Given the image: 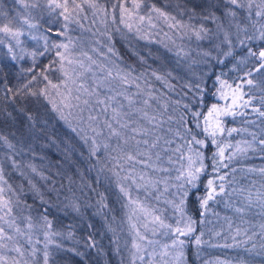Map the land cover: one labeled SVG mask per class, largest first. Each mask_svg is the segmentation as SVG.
I'll return each mask as SVG.
<instances>
[{"label":"trees","instance_id":"16d2710c","mask_svg":"<svg viewBox=\"0 0 264 264\" xmlns=\"http://www.w3.org/2000/svg\"><path fill=\"white\" fill-rule=\"evenodd\" d=\"M3 1L7 3L9 0ZM91 1V4L96 5L93 9L101 19L102 14L108 16L109 11L114 7L116 11H119L122 2V0ZM86 2L85 0L75 2L80 5L79 12L82 18L88 16V10L85 9ZM129 2L131 0H128L127 4ZM140 2L143 7L151 4L159 8L164 7L165 10L172 7L176 13H182L181 10H183L184 14L192 13L191 16L194 10L196 15L202 16L213 0H140ZM256 2L259 3L260 0ZM9 5L11 6L12 2ZM67 16H72L74 19L78 15L68 13ZM252 22H255V29H258L264 22V17L252 16L251 20L243 21L242 27L247 26L249 34L255 31ZM106 24L109 28V23L106 22ZM39 25L42 26L43 33H46L45 36H48L50 41L63 42L60 38L57 39L53 32L48 31L49 28L54 29L56 25L43 26L42 21ZM109 31L112 30L109 28L107 32ZM236 33V28H231L229 34L233 45H236ZM105 35H101L102 39L97 36L93 43L100 45L102 41V46L105 39L109 43L108 34L105 33ZM239 35L243 38L244 33L241 31ZM79 44L84 45L83 42ZM111 47L119 55L118 61L112 60V67L107 65L108 62L104 58L98 57L97 49L94 48L90 52H92L91 60L96 63V66L89 67L87 64H92L91 60L88 59L87 64L82 62L80 60L82 53L79 54L75 48H71V55H80V58H76L77 60H71L76 63L75 65L71 63L67 65L66 62L62 63L58 60L56 49L49 50L42 57L38 56L36 63L33 64L32 58L27 54L24 60L14 62L10 59L7 50L2 49L0 45V137L7 139V143L0 139V167L10 186L20 190L19 207H24L27 215L31 216L33 225L29 230L22 226L23 230L17 233L0 221V225H3L5 231L12 236L11 240L3 239L1 254L6 260L4 259L5 261L0 264H16V262L25 264L28 261L29 264H42L46 243L45 233H59V235L49 236L51 243L48 245V264H122L120 256H114L115 250L113 253L110 249L114 243L117 245L124 238L125 226L120 231L121 226L115 222L121 213L120 207H137L138 205L129 204L128 199L119 191V184L127 187L129 182L123 179L127 175V166L125 171L114 167L116 161L113 157L118 152V141L116 137L109 138L108 129L103 125L105 118H111L112 108L110 107L106 114L100 115L99 123L91 122L97 128V132L101 133L100 135L93 133L89 127V115H97L101 108L100 105L95 104L96 97L89 95L93 90L92 87L100 88V91L96 92L101 98L109 96L108 91L113 89L116 94H124L123 104L126 105L120 112L121 117L128 122L130 114L139 110L156 115L161 119L163 126L168 127L171 124L172 131H165V128L163 130L151 128L144 123L145 121L143 125L138 126L147 129L148 135L138 136L137 139H146L149 145L156 143V147L150 148L149 151L157 167L164 169L163 171L144 169L146 176L152 175L157 180L163 178L171 182L177 172V166L181 172H184L188 166L187 157L193 155L195 159L194 153L187 151L191 146L203 152V163L206 166L197 182L199 188L194 191L202 197L206 194L204 186L208 180H213L214 186L224 183V193L217 195L215 200H210L206 211L200 208L199 203L193 202V197H189L188 211L195 221L193 237L199 236L201 245L187 244L185 251L187 264H204L208 261L220 264L225 262L227 264L231 262L264 264V227H262L264 226V171H261L264 169V144L260 143L264 141V116L260 115L264 112V90L251 88L249 91V87L245 88V99L252 97L250 103L246 105L248 114L252 116L248 117L244 123L237 118L239 114L234 117L223 115L220 109L224 92H229L228 85L233 88L240 82L238 75L241 70L237 69L236 72L231 70L235 60L230 63L231 58H224V63L221 64L218 60L222 58H210L204 62L205 68L202 69L201 77L198 79L195 70L197 68L190 63L188 67H185L187 63L180 64L175 60V54H171V57L166 60H161L158 50H155L158 55L151 56V53L150 56L146 55V49H153L152 46H140L143 53L141 51L138 53L129 44L116 37ZM33 50H42V48L40 45L31 43L27 51ZM242 51L243 49L239 46L234 48V54L237 57ZM17 54L19 55V52ZM84 56L88 58L85 53ZM53 60L59 61L53 66L56 70L47 67ZM20 68H34V72L20 74ZM42 70L53 83L60 84L58 89L48 87V95L57 106L62 108V101L80 104L79 110L62 108L68 123L59 118L44 96L33 97L25 95L24 92L20 95L15 94L17 87L27 83V78L33 75L37 78L29 85V89L39 92L47 84V81L39 75ZM65 71L68 73L67 77L64 76ZM98 77L105 79L106 83L103 85ZM72 79L78 81V84H83L84 89L88 90L86 92L82 89L80 101L72 99L76 96L72 91L66 92L70 87L66 88L64 83ZM221 81L227 83L222 87ZM5 86L11 88L12 92H8ZM119 96L117 95V98ZM84 99L89 100L88 105L82 103ZM213 105L220 111H214L212 115H209ZM113 107L117 106L113 105ZM171 110L173 112L170 114L176 116L175 124L169 123L168 114ZM193 111L201 114L195 122L191 115ZM234 111L239 113L236 109ZM27 115H31L33 120L29 121L26 118ZM218 122L224 132L216 135L215 139L218 143L213 145L211 143L213 137L204 133L202 128L207 127L210 133L216 129ZM69 123L77 128L80 134L73 132L68 126ZM196 123H199L201 127H196ZM134 124L133 120L132 127ZM232 128L236 131L229 136L228 130ZM187 129L198 134L197 139L204 140L207 147L201 148L198 145L186 143L189 138ZM169 134L176 137L178 145L181 146L178 156L170 158L173 163L166 156L169 155L165 150L167 146L160 147V141L168 140ZM93 139L97 145L95 152L92 150ZM246 139L253 144L248 155H236L229 161L227 157L239 141ZM9 143L12 147L8 146ZM105 144L108 145L107 148L104 147ZM141 147L148 148L147 145H141ZM218 147L225 148L223 162L229 166L220 167L217 172L213 171L212 157ZM12 161L22 168L27 170L29 168V184L16 176V165ZM140 170L141 166L136 165L137 173ZM115 172H120V175H115ZM220 175H224L226 179L220 181ZM167 187L169 188V185ZM131 196L132 199L135 197L139 200L144 199L147 204H153L155 200L154 196L151 198L135 185L131 188ZM45 208L48 209L47 213L43 211ZM237 208L243 211L237 212ZM19 209L14 207V214ZM27 215L25 217L20 213L18 220L28 224ZM42 215L48 216L52 225L51 229L45 228L44 221L40 218ZM169 217L170 215H166V218ZM238 228L240 235L237 236ZM234 236L235 239H233ZM57 244L60 247H57ZM33 249H36L35 255ZM197 249L199 255L195 254Z\"/></svg>","mask_w":264,"mask_h":264},{"label":"snow or ice","instance_id":"6c2138e0","mask_svg":"<svg viewBox=\"0 0 264 264\" xmlns=\"http://www.w3.org/2000/svg\"><path fill=\"white\" fill-rule=\"evenodd\" d=\"M18 2L23 6V8L26 10L24 13L19 14L16 19L20 21V26L18 27H10L11 20H9L8 23L3 24L0 26V33H4L7 36V42L4 38H0V45L7 46L8 53L13 61H18L24 59L25 54L30 56L32 58L33 64L36 63V58L38 56H44L46 52H48L51 49H65V51L68 48V45L65 43H57L56 41H50L48 36H38L31 32V29H38L40 27L38 23V18H43V12L44 8L41 7V0H18ZM43 3L47 9L48 15L51 16L52 13L56 12L57 9H61L62 11L56 12V16H64V13L67 11L69 6V0H61V2H57V0H43ZM128 3V0H122L120 5V22L125 25V27L131 29L132 24L128 23L125 19V14H128L129 18L133 14H137V9L140 7V0H131V5L128 7H125V5ZM73 6L76 7L74 0H73ZM89 7H96L95 4H89ZM31 9H40V11L37 13V16H33ZM115 11V7L113 9ZM153 12H157L159 14V17H162L165 21L168 20H175V17H170L168 13L161 11L160 9L156 8L155 6L152 7ZM0 15H4L3 12H0ZM193 15H196L195 11L193 10ZM252 16L256 17H264V0H260L259 3L256 2V0H213L211 4L208 5V10L206 13L203 14L202 18L205 20H210L216 24L217 29L224 30V40L222 43H225L229 45V47L222 52V55L225 59L231 58L229 61L231 63L232 60H235V64L233 65V68L231 69L233 72H236L237 69H240V74L238 75L239 83L236 85V88L234 89L233 94V100L232 105L236 104V100L239 99L244 102L242 107L244 105H248L252 99L251 96H249L248 100H244L245 92H244V86H257L259 85L262 89H264V22L260 24V27L258 29H255V22H252V26L255 29L251 34H249V29L247 26H243L244 20H251ZM65 20L68 19L67 16H64ZM116 17L113 16V21H115ZM138 19L140 21H143L145 19V16L138 15ZM51 23L52 21H48ZM151 22V21H150ZM25 26L27 28V32L25 29ZM66 26V25H65ZM153 27L155 25H152ZM172 26V25H170ZM235 27L237 30L236 33V45H233L231 37H230V30L231 28ZM48 31L53 32L54 30L49 28ZM211 31V29H205L201 27L200 32H197L198 38H204L201 36V32L207 34V32ZM244 33L243 38L240 37V32ZM24 35H28L32 40H35L39 43V41H43V43L40 45L42 50H33V51H27V49L23 46L24 41L21 40V37ZM54 35L60 36V32H54ZM15 42L14 44L12 42ZM257 41L259 43H257ZM70 42V41H69ZM241 47L243 51L240 53V55L237 57L234 54V48L235 47ZM19 49V55L15 51V49ZM111 51V49H109ZM57 56H60L61 60L65 59L63 53L60 51L56 52ZM205 55H210L209 53H206ZM59 63V61L53 60L51 63L47 66L49 69L56 70L53 68L55 64ZM71 63V61H69ZM218 63H224V60H218ZM63 66L61 65V70ZM27 72H34V68H20L19 73L24 74ZM259 74V75H257ZM39 75L47 81V84L39 91H31L29 89V85L33 83L34 80H36V76L33 75L31 77L27 78V83H23L19 85L16 89V95H20L22 92H24L25 95H31L33 97L36 96H44V98L52 105V110L55 111L59 118L62 120H65L66 123L67 117L64 115V112L62 108H76L80 109L79 103H71L70 101L65 103L64 101L61 102L62 108L57 106L55 101H53L49 95H48V87L51 86L53 89H58L60 87L59 83H53L51 79H49L48 75L45 74V72L42 70ZM111 75V73H109ZM64 76L67 77L68 73L65 71ZM227 83L226 81H221V86ZM67 84V81H65V85ZM231 87V85H228ZM6 90L8 92H12L11 88H8L7 86ZM26 89H29L28 92H25ZM80 89H84L83 84L79 86ZM69 93L71 92V89H68ZM84 91H88L87 89H84ZM251 91V88L249 89ZM90 96H95V104L100 105L101 108L99 110V113L95 116L89 115L88 119L90 121L89 127L91 128L92 132L96 135H100V132H97V128L91 123L92 121H95L97 123L100 122V115L106 114L108 112V109L112 108V116L111 118H105L103 121L104 127L108 129L109 132V138L116 137L117 138V155L113 157V160L116 161L114 167L120 169V171H125V168L127 166V175L123 177L124 180H127L129 182V185L126 187L123 184H119V191L128 199L129 204H136L139 207V210L145 214V218L152 216V212L146 209L142 204H140L139 201L133 200L131 196V188L133 185L136 186L137 189L144 187L147 189L148 187H155V183L149 178L148 180L145 179L147 173L144 172V169H153L158 171H163L164 169L158 168L155 161H153V157L150 154L149 149L155 148L156 143L153 142L151 145H149V141L146 139H137V137H143L145 135H148V130L142 127H130V124L128 121H122L121 119V112L120 109L117 107H113L109 101L114 100V96H107L105 98H101L99 93L93 89L90 93ZM75 101H80L81 97L80 95H76L73 97ZM84 105L89 104L88 99H84L82 101ZM131 103V101H130ZM147 103V101H145ZM121 108L123 105L120 106ZM187 107V106H185ZM256 111H259V109H254ZM21 111H23L21 109ZM214 111H220L216 109V106L213 105L212 109L209 111V115H212ZM223 115H244V112L241 111L239 113L235 111H230L228 109H225L222 111ZM194 122L196 121V118L199 117L201 114L199 112L193 111L191 113ZM261 116H264V112L260 113ZM145 117H147V114L145 113ZM29 121L33 120V117L31 115H27L26 117ZM150 120H154L155 118H149ZM183 120V117H181ZM113 122H115V127L113 126ZM207 123V121H205ZM68 126L72 129L73 132H77V128L72 127V125L69 123ZM196 127H201L199 123H196ZM127 130V131H125ZM81 131H83L81 129ZM202 131L204 133H207L211 137H213L211 143L213 145H216L218 142L215 139L216 135L218 133H223L224 129L219 127V122L217 124V127L215 130L209 133V129L207 127L202 128ZM236 131V129L232 128L228 130V135L230 136L232 132ZM187 132L189 133V138L186 141L189 145H198L201 148L207 147L205 144V141L202 139H197V135L195 133H192L191 129H187ZM131 133V135H129ZM77 134H80L77 132ZM179 135V134H178ZM0 139L5 140L7 143V139L5 137H0ZM261 144H264V141H260ZM141 145H147L148 148H142ZM9 147H12V145L9 143ZM96 141L93 139L92 141V150L95 152L96 150ZM105 148L108 147L107 144L104 145ZM227 147V145L225 146ZM252 145H246L245 147L236 146L235 152H232L229 154L227 159L229 161L232 160L233 157L237 155V153L245 154L251 148ZM179 150V149H177ZM189 153H194L195 159L193 158V155H189L187 157L188 160V166L187 170L182 172L179 176H177V180H180L181 183L177 186V192H176V200L168 201L173 208L180 213L181 218L185 220V226L183 228L177 227L175 228V232L179 234V236H186L190 233L194 232L193 224L195 221L192 219L191 215L188 211V205H189V197H193L194 203H199L200 208L202 210L206 211V206L208 205V202L210 200H215V197L217 195H220L224 193L225 191V185L224 183H220L219 185L214 186L213 180H208L205 187V195L199 196L194 189L199 188V184L197 183L200 179V173L203 172L206 168V166L203 163V152L200 150H197L195 148H192L189 146L187 149ZM183 155V154H182ZM156 159H159V156L157 154ZM225 159V148L224 147H218L217 152L213 155V171H219L220 167L227 168L229 165L224 163ZM136 165L141 166L140 172L137 173L136 171ZM35 171V169H33ZM261 171H264V169H261ZM115 175L119 176L120 172H115ZM43 178V177H42ZM226 177L224 175L219 176L220 181H224ZM0 181H3V184L0 185V221H3L5 224L8 225L9 229H14L17 233L21 232L20 227L16 224L17 216L20 214L19 212L14 214V205L10 198V196L5 195V192H11V187L7 184V181L4 180L3 177V169L0 168ZM142 182V183H139ZM34 187V186H33ZM167 190V187L165 188ZM44 213L48 212V209L45 208ZM237 212H242L243 209L237 208ZM133 214H135V210H133ZM203 211L201 212V215L203 216ZM44 221V226L46 229H51L52 225L51 222L48 219L47 215H42L40 217ZM31 216L27 217V220L29 221L27 224V227L31 229L33 227L31 223ZM159 221L160 227H170L169 225H165L162 220H160L159 216H153L152 222ZM145 228H148V224L146 223L144 225ZM264 227V226H262ZM132 228L136 231V235L139 237L140 240H147V236L141 235L139 230L136 229V225H132ZM153 232H155V229H152ZM50 235H59V233H45V240L46 243L44 245V252H43V264H48V258H49V251H48V245L51 243V240L49 239ZM219 235V233H218ZM236 235H240V229H237ZM246 235V233H245ZM69 236H71V233H69ZM7 239L11 240L12 236L8 234L5 231V228L3 225H0V240ZM197 246L201 245V239L199 236L192 238ZM235 239V236L233 237ZM39 243V241H37ZM148 243H151V241H148ZM186 244V241L181 240L179 238L174 239L172 241L171 247L174 249H177L175 253V260L177 261V264H186V253L184 251V246ZM91 246V245H89ZM223 247H231L232 245H221ZM57 247H60L59 244H57ZM133 248L136 249L137 252L140 251L141 245L139 243L133 242ZM19 251V249H16ZM119 249H117V252ZM36 249H33V254L35 255ZM167 254V252L165 253ZM196 255H199V250L197 249ZM79 255V253H77Z\"/></svg>","mask_w":264,"mask_h":264},{"label":"rangeland","instance_id":"374dc122","mask_svg":"<svg viewBox=\"0 0 264 264\" xmlns=\"http://www.w3.org/2000/svg\"><path fill=\"white\" fill-rule=\"evenodd\" d=\"M77 0H74V3ZM86 6L85 9L88 10V16L86 18H82L80 16L79 12V4L76 7L73 6V0H69V6L67 11L64 13V16L74 15L77 14V17L72 18V16H67L68 19L65 20L64 16H56V12L62 11L61 9H57L56 12L52 13L51 16L48 15L47 9L43 3V0H41V7L44 8L43 12V18H38V22L40 24V21H42L43 26L44 25H56L53 29L54 32H60V36H56L57 39L60 38L62 40V43H65L68 45L67 50L61 48L58 51L63 53L65 59L61 60L60 56H58V60H60L62 63L66 62L67 65H70L68 61L75 60L76 58H80V55H71V48H75L77 51H79V54L82 53V56L80 60L87 64L88 59H92V52L90 50L92 48L97 49L98 57L104 58L106 60L107 65L112 67V60L118 61L119 55L116 54L113 47H111L112 42H114V37L122 40L123 42L129 44L133 50L140 53L142 50H140V46L148 47L152 46L153 49H146L147 54L151 56L157 54L155 53V50L160 51V58L161 60H166L171 57V54H175V60L178 61L180 64H186L185 67L193 64L197 69L196 78L200 79V74L202 72V69L205 68L204 62L210 60V58L218 59L222 58L224 59V56L222 55V52L226 50L229 45L222 43L224 40V30L217 29L216 24L210 20L200 19L202 16L199 15H192L191 14H184L183 10L182 13H176L175 10L166 9L164 7H157L163 12H166L169 14L170 17H175V20H168L165 21L162 17H159V14L157 12L152 11L153 5L150 6H144L142 2H140V7L137 9V14H133L130 18L128 14H125V19L128 23L132 24V28L129 29L125 27L123 23L120 22V10L119 11H109L108 16L102 14V19L99 18L93 9V7H89L88 5L91 4V0H85ZM12 2V5L10 6L9 3ZM57 2H61V0H57ZM4 3V4H3ZM131 5V2L129 4H126L125 7H128ZM11 8V9H10ZM26 10L23 8V6L18 2V0H9L7 3H5L3 0H0V12H3L4 15H0V26L3 24H6L11 20L10 27H18L20 26V21L16 19V17L19 14L24 13ZM40 11V9H31V12L33 16H37V13ZM138 15L145 16V19L143 21H140L138 19ZM113 16L116 17L115 21H113ZM2 21V23H1ZM48 21H52L49 23ZM151 21V22H150ZM107 23L110 25V29L112 31L107 32L109 29L107 26ZM111 23V24H110ZM66 25V26H65ZM152 25H155L154 27ZM172 25V26H170ZM42 26H40L38 29H31V32L38 35V36H45L46 33H43ZM201 27L205 29H211V31L205 33L201 32V36L204 38H198L197 32H200ZM26 32L28 31L25 26ZM116 31V32H113ZM108 34V37L110 39L109 43L107 40H103V45L101 46V39L102 36ZM102 35V36H101ZM97 36H100V45L94 44L93 41L97 39ZM0 38H4L7 42V36L4 33H0ZM50 39V38H49ZM21 40L24 41V47L27 49L29 48V44H37L41 45L43 41H39V43L35 40H32L28 35H24L21 37ZM70 41V42H69ZM112 41V42H111ZM79 42H83L84 45H80ZM15 43L14 41L12 42ZM86 46V47H85ZM101 46V47H100ZM3 47L2 49L7 50V46L1 45ZM106 47V48H104ZM111 49V51L109 50ZM57 50V49H56ZM15 51L18 53L19 49L16 48ZM84 53L88 58L84 56ZM143 53V52H142ZM154 53V54H153ZM206 53H209L210 55H205ZM9 54V53H8ZM83 57V59H82ZM11 59V57H10ZM25 59V56H24ZM22 59V60H24ZM12 60V59H11ZM18 60V61H22ZM77 60V59H76ZM16 62V61H14ZM92 64H87L89 67L94 65L96 66V63L91 60ZM72 65H75L76 63L73 61L71 62ZM194 70V71H195ZM193 71V72H194ZM259 75V74H257ZM99 81L104 85L106 81L105 79H100L98 77ZM69 80V79H68ZM64 86L66 88L71 89L74 95H80L82 94L83 90L79 89V86L81 84H78V81L75 79H72ZM99 84V83H97ZM96 84V85H97ZM101 85V84H99ZM246 87L253 88V89H262L259 85L253 87V86H244V89ZM236 87H233L229 89V92H224L223 97L221 99V111L228 109L230 111H234L235 109L239 112L243 111L244 115H238V119L241 122H245V120L252 116V114H248L246 105L242 107L244 104L243 101L237 99L236 104L232 105L233 100V94L234 89ZM92 89H95V91H100L99 87H92ZM264 90V89H263ZM68 92V90L66 91ZM109 96H114L115 99L109 101L110 104L116 105L117 108L120 109L122 112L123 109H125V105L123 104V101H125L124 94L121 93L116 94L114 89L111 91H108ZM117 95H120L119 98H117ZM246 96H244V100ZM123 105L121 108L120 106ZM137 108V107H135ZM173 110H171L170 113H172ZM168 114L169 117V123H174L176 121V116ZM129 117L130 121V127H132L133 120L135 121V124L133 127H138L140 125H143V121H145V124H148L151 128H157V129H164L165 131H172L171 124L169 126H163L161 124V119L158 118L156 115L147 114V117H145V111H136L133 114H130ZM154 117V120H150L149 118ZM122 121H127V119L122 118ZM261 120V119H257ZM113 126L116 125L113 122ZM143 127V126H142ZM144 128V127H143ZM127 131V130H125ZM171 133V132H170ZM131 134V133H130ZM168 140L160 141V147L165 148V150L168 151L169 155H166L169 157V160L171 163L170 158L178 156V151L181 150V146L177 143V138L174 136H171ZM246 145H252L250 140H242L239 141V143L236 146L245 147ZM249 148L247 153L243 155H248L249 151L252 149ZM179 149V150H177ZM236 147L234 148L233 152H235ZM237 155H242L240 153H237ZM171 156V157H170ZM248 157V156H247ZM1 161V160H0ZM16 165L15 174L16 176L20 177L21 179L25 180L29 184V168L28 170L25 168H22L20 165H17L15 161H12ZM1 168V167H0ZM181 169L177 166V172L174 174V179L170 182V180H166L161 178L160 180H157L152 175L149 177L146 176L145 179L148 180L151 178V180L155 183V187H148L145 189L144 187H141V190L143 193L150 195L152 198L155 197V200L153 204H147L144 199L139 200L138 197L133 198V200H137L142 204L146 209L152 212V216H149L145 218V214L139 210V207H120L121 213L119 214V218L116 219V224H119L121 226L120 231L122 230L123 226V234L124 238L123 241L119 242L116 245H114L110 248L111 251L114 253V256H120L122 260V264H177V261L175 260V253L177 249H174L171 247L172 241L174 239H181L186 241V244L184 246V251H186L187 244H191L192 246H197L194 242L193 235L194 232L190 233L186 236H179L178 233H176L174 230L177 227L183 228L185 226V220L181 218L180 213L176 211L173 206L168 203V201L176 200V192H177V183L180 180H177V176L181 174ZM4 180L7 181V184L10 186L9 181L6 179V176L3 174ZM21 181V180H20ZM142 183V182H139ZM181 183V181H180ZM178 183V185L180 184ZM3 184V181H0V185ZM169 185V188L167 187ZM11 187V186H10ZM167 187V190L165 188ZM173 187V189H171ZM172 191V192H171ZM20 190H17L13 187H11V192H5V195L10 196L13 205L16 209H19V213H22L25 217L27 215L26 210L24 207H19V195ZM136 205V204H135ZM133 210H135V214H133ZM166 215H170L169 218H166ZM176 215V216H175ZM28 216V215H27ZM153 216H159L160 220L164 222L165 225H169L170 227H160L159 221L152 222ZM29 217V216H28ZM175 217V218H174ZM170 218H173L174 220H171ZM19 215L17 216L16 224L20 226V229L25 227V229L29 230L27 227V223L18 220ZM169 219V220H168ZM111 222L112 219L110 218ZM148 224V228H145L144 225ZM112 224V223H109ZM136 225V229L139 230L141 235L147 236V240H140L139 237L136 235V231L132 228V225ZM8 228V225H7ZM152 229H155V232L152 231ZM23 230V229H21ZM139 243L141 245V249L139 252L136 251L135 248H133V242ZM148 241H151V243H148ZM117 243V242H116ZM3 240H0V263L5 261V257L2 256L1 250L3 249ZM117 249L119 251L117 252ZM167 252V254H165ZM5 259V260H4ZM24 262V261H23ZM118 262V258L116 259V263ZM16 264H20L19 262H16ZM25 264H29L28 262H25ZM43 264V263H42ZM187 264V261H186ZM204 264H220L216 263L215 261H208ZM225 264H227L225 262ZM228 264H237L235 262H231Z\"/></svg>","mask_w":264,"mask_h":264}]
</instances>
